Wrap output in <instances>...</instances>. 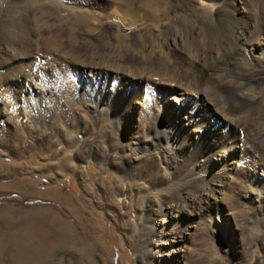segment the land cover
Here are the masks:
<instances>
[{
	"label": "bare ground",
	"instance_id": "bare-ground-1",
	"mask_svg": "<svg viewBox=\"0 0 264 264\" xmlns=\"http://www.w3.org/2000/svg\"><path fill=\"white\" fill-rule=\"evenodd\" d=\"M167 1L155 0V6L163 10ZM195 1L190 8L194 15L211 19L191 21L185 34L174 35L170 43L184 59L193 61L183 48L185 37L194 44L197 38L204 42L199 36L210 38L200 43H210L207 49L202 46L203 54L214 59L208 70L218 80L228 78L227 88L217 95L214 92L216 97L205 91L207 87L196 88V82L194 88L185 87L166 77V71L161 75L140 71L139 66L140 70H125L110 64L107 57L71 55L74 50L64 30L65 19L73 20L83 8L106 11L111 1L0 0V160L22 158L10 145L17 112H28L22 121L31 119L46 128L56 121L60 125L65 107L75 105L79 115L95 118L90 127L94 129L96 123L98 130L121 137L117 147L121 164H114L120 175V197L126 184L128 197L122 204L128 212L118 219L134 216L144 245L142 264H189L185 242L193 230L216 235L230 264H264V162L249 156L248 138L233 134L238 129L248 134L255 131L257 141L264 144L263 128L247 121L262 112L259 119L264 125V0L250 2V7L257 8L254 13L248 10L247 0ZM149 51V61L156 60L158 51L153 47ZM133 53V62L147 59L143 52ZM239 60L245 61L246 72L237 64ZM83 124L80 127L85 129ZM79 134H75L77 144L81 137L85 141ZM55 141V146L64 142ZM23 186L31 187V183ZM106 190V196L111 195ZM235 206L242 210L245 227L252 233L245 247L232 221ZM107 248L108 243L106 264H112ZM117 264L125 263L120 258Z\"/></svg>",
	"mask_w": 264,
	"mask_h": 264
},
{
	"label": "rangeland",
	"instance_id": "rangeland-1",
	"mask_svg": "<svg viewBox=\"0 0 264 264\" xmlns=\"http://www.w3.org/2000/svg\"><path fill=\"white\" fill-rule=\"evenodd\" d=\"M110 1L111 6L106 11L99 13L97 10L91 11L90 7L83 8L79 17H73V20L72 17L65 19L64 30L69 40L72 39L70 43L74 50L71 55L78 59H84V54L108 58L110 64L114 66L118 64L120 69L125 70H136L139 66L142 70L139 67L137 69L140 71L147 69L156 74H163L166 71L164 73L166 77L181 82L187 88H194L196 84L195 87L202 90L207 87L205 91L214 97L215 93L217 95L227 88L228 78H222L224 81L218 80L208 70L214 59L208 53L203 54L202 46L203 48L209 46L207 45L209 41L205 43L207 46L204 44L201 46L203 42L201 38L207 42L204 36H199L201 42L197 41L198 38L195 40L198 48L190 38L185 37L182 42L186 52L193 55V61L191 57L189 60L184 59L182 53L176 52L170 43L174 35L185 34L183 31L189 27L191 21L198 23L201 19H211L209 16L194 15L190 8L197 4L195 0H168L166 4L163 3V10L155 6V0H123L124 4L122 0H108ZM247 1L248 10L251 13L256 12L257 8L250 7L252 0ZM192 43L195 48L192 47ZM151 47L158 51L156 57L159 59L155 57L156 60L149 61L146 54L150 53ZM135 51L143 52L144 60L147 59L133 62ZM200 55L204 59L199 58L198 61L197 57ZM237 64L243 72L247 71L245 61L240 63L239 60ZM170 67L173 69L170 70ZM69 76L74 77L71 71ZM216 89L218 90L215 91ZM141 97H144L143 91ZM74 106L65 107L67 111L60 116L63 119L60 125L56 121L55 124L48 123L46 128L32 122L31 119H29L31 122L22 121L28 112L16 113L18 118L10 130L12 134L10 145L14 153H20L22 158L19 160L6 156L0 160V264H106L107 243L112 264H117V259L120 258L125 264L143 263L144 245L141 234L136 230L134 216L125 217L126 221L118 219L128 212L122 204L128 197V192H125L126 184L120 197L117 193H120L118 188L120 175L114 164H121V155L117 149L121 144V139L119 140L121 137H118L117 133L98 130L96 123L93 129L90 126L96 122L95 118L90 114L79 115L73 110ZM261 113H255L247 121L251 124L256 121L254 124L264 130L263 120L261 123L259 119L263 116L260 117ZM46 115L50 116L49 113ZM80 124L85 125V129H82ZM64 132L68 135H64ZM77 132L85 137V141L82 140L83 137L80 138L79 144L75 139ZM227 132L228 128H224L223 133ZM233 134L239 139L248 138L249 156L264 162V144L257 141L255 131L248 134L238 129ZM49 137V141L46 142ZM59 138L64 142L55 146L57 143L55 140ZM41 175H47L56 182L50 183L47 181L48 178ZM26 183H31L32 189L25 188L23 185ZM136 184L134 183L133 187L137 186ZM105 188L112 191L111 195L107 193L106 196ZM111 203L113 204L109 205ZM236 206L233 210V225L239 240L243 246H247L252 233L250 228L245 227L242 210ZM128 230L130 232H127ZM215 237L216 235H207L199 230H193L188 235L185 252L189 264H230L226 248L220 239Z\"/></svg>",
	"mask_w": 264,
	"mask_h": 264
}]
</instances>
